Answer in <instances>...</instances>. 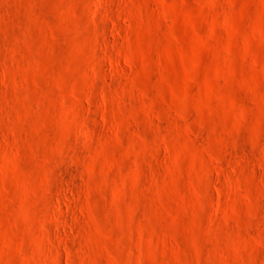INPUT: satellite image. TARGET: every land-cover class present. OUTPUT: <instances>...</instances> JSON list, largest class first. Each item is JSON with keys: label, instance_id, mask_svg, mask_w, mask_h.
I'll use <instances>...</instances> for the list:
<instances>
[{"label": "rangeland", "instance_id": "obj_1", "mask_svg": "<svg viewBox=\"0 0 264 264\" xmlns=\"http://www.w3.org/2000/svg\"><path fill=\"white\" fill-rule=\"evenodd\" d=\"M0 264H264V0H0Z\"/></svg>", "mask_w": 264, "mask_h": 264}]
</instances>
